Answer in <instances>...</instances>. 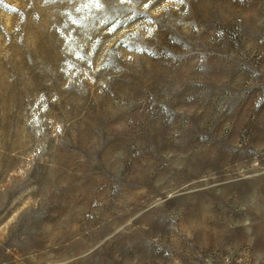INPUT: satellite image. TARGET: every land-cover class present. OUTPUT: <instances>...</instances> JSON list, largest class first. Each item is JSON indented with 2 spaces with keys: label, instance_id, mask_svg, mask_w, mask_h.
Wrapping results in <instances>:
<instances>
[{
  "label": "rangeland",
  "instance_id": "rangeland-1",
  "mask_svg": "<svg viewBox=\"0 0 264 264\" xmlns=\"http://www.w3.org/2000/svg\"><path fill=\"white\" fill-rule=\"evenodd\" d=\"M0 264H264V0H0Z\"/></svg>",
  "mask_w": 264,
  "mask_h": 264
},
{
  "label": "snow or ice",
  "instance_id": "snow-or-ice-1",
  "mask_svg": "<svg viewBox=\"0 0 264 264\" xmlns=\"http://www.w3.org/2000/svg\"><path fill=\"white\" fill-rule=\"evenodd\" d=\"M95 2L97 3V5L99 6V0H95Z\"/></svg>",
  "mask_w": 264,
  "mask_h": 264
}]
</instances>
